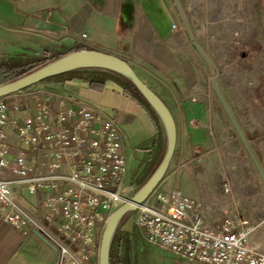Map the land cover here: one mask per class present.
<instances>
[{
    "label": "built area",
    "instance_id": "1",
    "mask_svg": "<svg viewBox=\"0 0 264 264\" xmlns=\"http://www.w3.org/2000/svg\"><path fill=\"white\" fill-rule=\"evenodd\" d=\"M183 19L171 25L174 40L188 34ZM85 37L76 43L88 46ZM195 87L189 97L200 102ZM232 148L225 143L213 150L222 192L186 196L161 181L138 207L135 223L149 244L198 264H264V234L245 217L237 196L254 177L239 173L250 156ZM127 173L124 133L104 109L37 85L0 99V224L34 228L57 249L55 264H99L109 218L133 197Z\"/></svg>",
    "mask_w": 264,
    "mask_h": 264
},
{
    "label": "crops",
    "instance_id": "2",
    "mask_svg": "<svg viewBox=\"0 0 264 264\" xmlns=\"http://www.w3.org/2000/svg\"><path fill=\"white\" fill-rule=\"evenodd\" d=\"M181 19L174 0H0V27L9 32L23 29L44 39L60 37L75 45L74 48L85 47L76 43V39L85 35L88 50L136 61L163 76L169 87L162 89V94L156 93L175 118L177 147L162 182L186 196L200 195L202 189L219 193L222 185L213 161L215 155L205 153L211 150L214 140L208 128L195 124L207 121L206 106L189 97L199 82L195 66L198 59L194 55L193 60L189 58L196 53L187 49L188 34L181 35L179 40L171 38V25ZM90 74L63 80L56 92L87 100L116 121L125 136L129 174L141 170L139 167L144 164L143 170L152 169L167 147L161 122L141 103L125 96L123 89L109 79L103 88H91L85 80ZM229 107L241 127L252 122L251 113L241 112L234 101L229 100ZM258 112L259 131L252 134V140L247 138L252 148L256 147L253 149L264 169V105ZM238 142L233 127H229V145L235 150L242 148ZM254 182L253 177L237 196L243 200L245 217L252 224H260L262 233L264 215L252 210ZM27 197L29 202H35L33 197ZM57 257L55 246L34 228L0 224V264H55Z\"/></svg>",
    "mask_w": 264,
    "mask_h": 264
},
{
    "label": "rangeland",
    "instance_id": "3",
    "mask_svg": "<svg viewBox=\"0 0 264 264\" xmlns=\"http://www.w3.org/2000/svg\"><path fill=\"white\" fill-rule=\"evenodd\" d=\"M176 1L189 22L191 35L211 61L215 82L227 104L229 105V100H232L237 107L239 106L241 112L251 113L252 122L248 126H242V130L247 136L255 135L259 131L256 120L259 119L260 114L258 109L264 105V0H251V3L249 0ZM248 6L251 8L249 11ZM74 46L64 42L60 37L44 39L23 29L9 32L0 27V63L9 61L20 54H26L29 59H34L35 52L46 50L66 53ZM187 49L197 53L192 45ZM191 55L192 57L189 58L192 60L193 55L198 59L196 68L199 71V82L196 85L200 87V102L206 106L207 110V121L202 124L209 129L215 141L212 142L215 144L211 146V150L205 151V153H211L212 157L215 155L213 151L215 145L219 147L226 143L229 146V127L233 125L213 89L210 68L198 54ZM145 68L153 75L157 73L158 79L144 71H138L137 74L150 88L162 94V89L169 87L167 80L163 76L160 78L159 73L152 68ZM61 82L63 80L42 82L37 87L56 92ZM252 114L255 117H252ZM233 131L234 137L244 149L234 127ZM253 148L256 147L253 146ZM164 155L165 149L157 164L152 169H148L147 179L143 183L140 179L143 178L144 171H147L143 170L146 167L145 164L139 167L141 170L128 173L127 184L135 188L132 196L150 178ZM247 159L248 169L241 168L239 173L245 179L246 172L253 173L255 186L252 190V210L264 215V184L250 157ZM213 161L218 168V179L222 184L220 163L216 155ZM226 164L228 163L224 162L223 166L226 167ZM136 216L137 211L129 213L119 226V231L128 232L131 235L127 254L123 249L120 251L116 249L114 258L116 264H198L149 244L136 226ZM122 226L124 228H121ZM262 226L264 228V223Z\"/></svg>",
    "mask_w": 264,
    "mask_h": 264
},
{
    "label": "water",
    "instance_id": "4",
    "mask_svg": "<svg viewBox=\"0 0 264 264\" xmlns=\"http://www.w3.org/2000/svg\"><path fill=\"white\" fill-rule=\"evenodd\" d=\"M174 2L179 10L176 0H174ZM183 23L193 47L207 63L210 68V73L213 76V69L210 60L199 45L194 41L184 19ZM81 70L104 71L117 74L128 79L136 87L138 92L158 117L164 128L167 139L165 155L156 170L127 203L121 205L114 211L107 222L100 245L99 264H111L110 256L113 239L123 218L129 213L137 211L138 207L148 200L151 194L161 183L169 169L177 147V125L175 118L167 105L163 102L159 95L140 78L127 60L100 50H81L66 54L18 80L2 85L0 86V99L38 85L50 78ZM212 84L217 97L219 98L230 122L243 144L244 149L250 156V159L264 184V169L257 154L252 148L247 135L239 125L235 115L231 111L214 79L212 80Z\"/></svg>",
    "mask_w": 264,
    "mask_h": 264
},
{
    "label": "trees",
    "instance_id": "5",
    "mask_svg": "<svg viewBox=\"0 0 264 264\" xmlns=\"http://www.w3.org/2000/svg\"><path fill=\"white\" fill-rule=\"evenodd\" d=\"M81 50H88V48L85 47H75L71 49L70 51L66 53H58L55 51H42V52H35V58L29 59L26 54H20L16 56L15 58L0 63V86L11 83L15 80H18L22 78L23 76L59 59L60 57L76 52ZM95 72V73H93ZM86 73H91V76H88V78L85 77L86 82H89L91 88L98 90L105 86L106 80H111L115 82L117 85H119L123 89V94L127 97H130L137 102L141 103L143 106H145L149 111L152 112V114L158 119V117L155 115L153 110L150 108V106L147 104V102L144 100V98L141 96V94L138 92L136 87L126 78L109 73L104 71H98V70H81L76 71L72 73H68L65 75L57 76L54 78H50L44 82L52 81V80H66L70 78H75L81 75H85ZM93 73V74H92ZM90 77V78H89ZM159 120V119H158ZM249 139H253L252 136H248ZM147 171H144L143 178L140 179L141 183H143L147 179ZM130 233L128 232H121L119 229L117 230L112 247H111V256L110 261L111 264H116L114 261L115 258V251L117 250H124V253L127 254V251L129 249L130 245Z\"/></svg>",
    "mask_w": 264,
    "mask_h": 264
}]
</instances>
